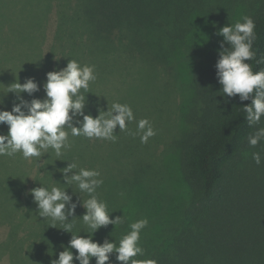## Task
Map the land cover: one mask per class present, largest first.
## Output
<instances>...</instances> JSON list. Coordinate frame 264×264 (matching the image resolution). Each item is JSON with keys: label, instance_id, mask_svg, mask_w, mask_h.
<instances>
[{"label": "trees", "instance_id": "trees-1", "mask_svg": "<svg viewBox=\"0 0 264 264\" xmlns=\"http://www.w3.org/2000/svg\"><path fill=\"white\" fill-rule=\"evenodd\" d=\"M203 1L80 0L78 11L97 46H102V41L121 42L125 33L132 34L128 40L136 47L152 46L153 33L171 38V44L185 39L195 27L193 16L205 11ZM247 8L246 16L254 20L257 37L253 44L257 56L250 63L254 71H260L264 70V63H257L264 57V0H250ZM6 14L7 3L0 0V60H16L11 53L20 51L22 44L8 42ZM80 41L77 38L75 47ZM78 49L80 46L75 55ZM138 51L143 54L141 48ZM219 51L207 68L194 74L193 95L185 117L188 128L175 142L190 190L181 226L163 242H153L142 264H264V141L256 147L248 143V137L264 127V117L260 124L249 126L243 106L251 104V99L225 102L216 76ZM16 82L4 80L0 90L9 91ZM0 98L4 100L0 110H11L16 96L0 93ZM84 111L91 114L93 108L88 104ZM7 132L8 126L0 125V134ZM69 143L61 160H56L52 150L31 160L21 153L0 156V264H35L41 256L49 257L41 264H52L53 255L67 240V236L56 234L57 227L53 226H59L58 221L39 216L30 191L42 184L61 187L64 180L60 170L69 161L88 168L81 165V160L88 157L89 139L69 135ZM256 152L262 157L260 165L252 156ZM79 199L78 193L74 200L78 205Z\"/></svg>", "mask_w": 264, "mask_h": 264}, {"label": "rangeland", "instance_id": "rangeland-1", "mask_svg": "<svg viewBox=\"0 0 264 264\" xmlns=\"http://www.w3.org/2000/svg\"><path fill=\"white\" fill-rule=\"evenodd\" d=\"M5 1L7 40L11 45H22L20 51L11 53V58L16 60H0V83L11 79L23 84L33 78L40 90L33 96L21 95L28 101L43 100L47 73L66 67L69 60L75 59L81 66H95L97 79L90 83V93H83L87 97L86 106L93 108L91 115L97 116L100 109L107 111L113 103L127 104L135 116L129 125L130 132L137 131V122L141 119H148L155 129L156 135L141 143L140 135H130L117 126L116 142L89 139L88 157L81 160V165L101 172L104 183L97 189L98 199L107 203L111 218L119 216L124 221L116 228L111 224L100 228L94 235L99 239L93 240L101 244L108 240L118 245L130 231L131 223L146 218L149 223L139 241L144 255L134 258L142 264L153 242L161 243L179 229L190 197L175 142L188 128L185 117L193 95L194 74L207 68L216 56L223 40L217 34L219 29L242 22L250 0H204L205 11L193 16L195 27L185 39L171 44V38L153 33L154 45L139 47L129 43L131 33H125L121 42L102 41V46H97L87 21L80 18V0ZM77 38L81 44L75 47ZM134 48L137 50L132 54L130 50ZM61 57L68 60L55 59ZM0 93L16 96L6 90ZM68 192L72 195L73 189L68 188ZM77 196L78 193L73 195V201ZM82 198L87 199V194H82ZM85 212L82 206L76 208L73 229L76 235H88L82 220ZM68 219L70 222L73 218ZM57 224L56 234L67 236L69 242L72 234L60 229L61 222ZM67 240L62 242L53 260L64 251ZM72 251L75 255L76 250ZM116 255H110L108 264H121ZM47 259L48 256H41L35 264ZM91 264H96L95 258Z\"/></svg>", "mask_w": 264, "mask_h": 264}, {"label": "clouds", "instance_id": "clouds-1", "mask_svg": "<svg viewBox=\"0 0 264 264\" xmlns=\"http://www.w3.org/2000/svg\"><path fill=\"white\" fill-rule=\"evenodd\" d=\"M242 20L220 28L217 33L223 40L220 41L219 59L215 65L216 76L226 103L235 98L241 103L251 99V104L243 106V111L249 126H254L260 124L264 117V70L254 71L250 63L257 56L253 49L257 38L256 24L248 16ZM257 63H264V57ZM96 79L94 65L81 66L77 60L71 59L66 67L47 73L44 85L46 98L43 100L33 98L28 101L21 95L27 93L33 96L40 90L33 78L8 87V92L16 94V101L11 110H0V125L8 126L7 134H0V156L11 157L21 153L24 159L31 160L33 157L42 158L52 150L56 160H61L59 157L70 147L69 135L116 142L118 136L114 133L117 126L120 131H129L135 116L131 106L121 103H113L107 111L98 110L95 117L85 114L87 97L83 93H90V83ZM3 104L4 100L0 98V105ZM129 134L140 135L141 143H147L149 138L156 135V131L148 119H141L137 122V131H129ZM261 141H264V127L258 128L248 137L250 147H256ZM252 156L256 164L260 165L261 154L256 152ZM60 171L63 173V188H49L42 184L30 191L39 216L51 219L54 223L61 222L60 229L72 234L68 245L52 264H74V261L91 264L93 258L96 264H108L113 253L117 254L116 260L121 264H141L134 258L144 255L139 241L142 230L149 223L148 219L131 223L130 231L119 240L118 245L108 240L103 244L94 241L93 236L100 228L110 224L116 228L124 222L123 217L111 218L107 203L98 199L97 189L104 183L98 169L79 168L76 163L69 161L68 166ZM68 188L73 189L72 195ZM76 193L80 196L79 205L73 201ZM81 194H87L88 198L83 199ZM78 206L86 210L82 220L87 226V236L76 235L73 231ZM70 216L73 219L69 222ZM73 249L76 250L75 255ZM147 264L154 262L148 261Z\"/></svg>", "mask_w": 264, "mask_h": 264}]
</instances>
